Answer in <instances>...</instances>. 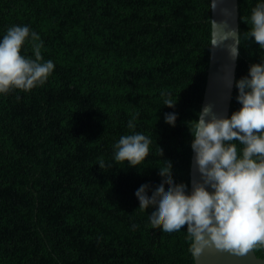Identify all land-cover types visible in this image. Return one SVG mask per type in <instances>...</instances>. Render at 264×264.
Here are the masks:
<instances>
[{"label": "trees", "instance_id": "16d2710c", "mask_svg": "<svg viewBox=\"0 0 264 264\" xmlns=\"http://www.w3.org/2000/svg\"><path fill=\"white\" fill-rule=\"evenodd\" d=\"M239 13L218 196L264 258V0ZM211 15V0H0V264H195Z\"/></svg>", "mask_w": 264, "mask_h": 264}, {"label": "water", "instance_id": "95a60500", "mask_svg": "<svg viewBox=\"0 0 264 264\" xmlns=\"http://www.w3.org/2000/svg\"><path fill=\"white\" fill-rule=\"evenodd\" d=\"M207 83L194 140L190 188L195 264H264L218 196V174L240 55L239 0H211Z\"/></svg>", "mask_w": 264, "mask_h": 264}, {"label": "bare ground", "instance_id": "6f19581e", "mask_svg": "<svg viewBox=\"0 0 264 264\" xmlns=\"http://www.w3.org/2000/svg\"><path fill=\"white\" fill-rule=\"evenodd\" d=\"M221 160V159H220ZM220 170V169H219ZM218 177H219V174H218ZM219 201H220V199H219ZM221 203V202H220ZM192 207V206H191ZM224 208V207H223ZM233 218V217H232ZM234 219V218H233ZM237 223V222H236ZM238 224V223H237ZM241 228V227H240ZM242 229V228H241Z\"/></svg>", "mask_w": 264, "mask_h": 264}]
</instances>
